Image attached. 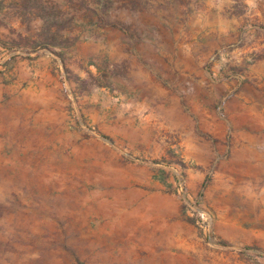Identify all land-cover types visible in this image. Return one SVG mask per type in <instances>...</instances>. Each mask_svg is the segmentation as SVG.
<instances>
[{"label": "rangeland", "instance_id": "obj_1", "mask_svg": "<svg viewBox=\"0 0 264 264\" xmlns=\"http://www.w3.org/2000/svg\"><path fill=\"white\" fill-rule=\"evenodd\" d=\"M85 3L0 0V264H264V0Z\"/></svg>", "mask_w": 264, "mask_h": 264}, {"label": "trees", "instance_id": "obj_2", "mask_svg": "<svg viewBox=\"0 0 264 264\" xmlns=\"http://www.w3.org/2000/svg\"><path fill=\"white\" fill-rule=\"evenodd\" d=\"M25 1V5L28 1H33V3H35L36 5H38L39 3L41 4V0H24ZM86 0H77V2H80V4L82 6H85ZM44 9L40 10L38 13L40 14V16L42 17V21H43V34L45 39H43L44 41V45L45 46H50V45H58L61 44V46H64L63 42L64 41H60L59 38V32L62 29L61 28V20L62 17L60 14L61 12H59L56 9H48V7L43 6ZM46 9V10H45ZM101 24L103 25H109V26H117L113 21H110L108 19H106L105 17H102L101 19ZM0 42L2 43L1 39ZM70 42L69 45L73 44L74 41H69L66 40V43ZM3 44V43H2ZM68 45V46H69ZM66 47V46H65ZM57 56L61 57L63 60H65L63 53L59 51V53H56ZM224 245H228L227 242H222Z\"/></svg>", "mask_w": 264, "mask_h": 264}, {"label": "crops", "instance_id": "obj_3", "mask_svg": "<svg viewBox=\"0 0 264 264\" xmlns=\"http://www.w3.org/2000/svg\"><path fill=\"white\" fill-rule=\"evenodd\" d=\"M261 66H263V64L261 62H258L255 65H253L251 70H250L251 76H253V77L263 76L264 70L260 68Z\"/></svg>", "mask_w": 264, "mask_h": 264}, {"label": "built area", "instance_id": "obj_4", "mask_svg": "<svg viewBox=\"0 0 264 264\" xmlns=\"http://www.w3.org/2000/svg\"><path fill=\"white\" fill-rule=\"evenodd\" d=\"M237 76V78H239V77H242V75L241 74H239V75H236Z\"/></svg>", "mask_w": 264, "mask_h": 264}]
</instances>
